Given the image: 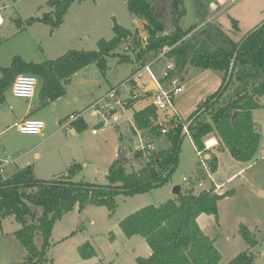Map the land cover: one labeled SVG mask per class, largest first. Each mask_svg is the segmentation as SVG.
I'll return each mask as SVG.
<instances>
[{
	"label": "trees",
	"instance_id": "16d2710c",
	"mask_svg": "<svg viewBox=\"0 0 264 264\" xmlns=\"http://www.w3.org/2000/svg\"><path fill=\"white\" fill-rule=\"evenodd\" d=\"M83 1L47 0L49 11L40 18H29L26 25L41 22L54 31L63 23L71 4ZM193 2L197 23L184 29L181 25L185 14L183 0H126L129 13L143 21L145 39L140 38L136 29L114 23L113 37L99 41L95 51L70 50L42 63H27L16 58L10 67L1 69L0 99L11 89L19 74L35 76L39 98L53 102L65 94L72 76L91 64L103 73L106 59L114 57L119 64L132 61L141 68L144 66V56L150 53L156 56L163 46H174L166 54L173 63V70L168 71L165 78L159 76L164 85L175 77H181L187 66L216 70L223 74L218 88L206 96L187 119L191 121L188 132L197 151L209 154L206 162L214 173L217 170V156L205 149L204 140L215 134L218 138L214 148L216 153L227 150L233 160L249 162L257 152L260 141L252 112L262 107L259 99L264 96V20L236 41L220 26L208 21L206 0ZM198 23H204V28L193 31ZM232 27L237 30L236 21H232ZM122 43L131 48L132 56L125 50H118ZM138 69L131 71L130 76ZM129 83L134 84L133 81ZM142 93L146 98L151 95L147 91ZM131 105L130 101L126 108ZM235 111L240 113L231 123ZM158 117L159 112L153 104L133 111L131 131L134 135L141 132L147 142L142 150H136L133 155L140 168L126 171L130 154L127 155L124 149L121 157L118 155L109 165L105 184L74 181L73 177L80 170V165L76 163L67 168L66 174L51 180L36 178L31 167L19 169L6 179L0 176V224L3 219L12 218L21 225L13 233L26 251L19 264L48 263L46 256L52 228L75 206L78 212L93 205L104 207L112 213L116 208L117 196L149 193L170 181L178 166L182 140L186 135L182 133L181 122L174 120L166 133L162 134L157 124ZM69 126L77 132H83L88 127L81 116L71 121ZM159 138L166 142L164 147L147 149ZM203 177L199 166L197 173L189 176L190 180ZM189 185L180 187L173 198L142 207L119 221L118 226L126 238L138 236L150 249L147 257L135 258L137 264H220L221 255L214 245V239L204 234L197 218L201 214L211 215L218 222V202L233 191L217 193L212 187L210 193L196 194L192 183ZM238 231L249 247L226 264H253L251 248L257 241L247 227L241 226ZM36 236L41 239L40 246L35 242ZM77 250L82 260L96 257L88 241Z\"/></svg>",
	"mask_w": 264,
	"mask_h": 264
},
{
	"label": "rangeland",
	"instance_id": "374dc122",
	"mask_svg": "<svg viewBox=\"0 0 264 264\" xmlns=\"http://www.w3.org/2000/svg\"><path fill=\"white\" fill-rule=\"evenodd\" d=\"M206 1L208 21L220 26L222 31L236 41L264 20V0ZM46 2L47 0H0V73L1 69L10 67L16 58L27 63H42L54 60L70 50L95 51L99 41L113 37L114 23L124 28L136 29L141 39L146 38L143 21L134 19L129 13L126 0L74 2L69 7L63 23L54 31L41 22L26 25L29 18H40L49 11ZM183 5L185 14L181 25L188 29L197 23L194 2L183 0ZM232 21H236L237 30L233 29ZM203 25L204 23H198L193 31H201ZM118 50H125L132 56L131 48L125 43L120 44ZM154 58L153 53L144 56L143 64H149ZM164 65L163 61L155 67L157 77L162 76ZM138 67L139 64L135 62L119 64L116 58L108 57L103 73L94 64L83 68L72 76L71 83L65 88V94L53 102L42 101L35 91L33 99L39 111L36 117L45 123L42 131L44 138L47 133L54 132L29 154L31 156L37 152L41 156L36 163L39 168L37 175L45 179H50L59 171L64 175L67 172H64L65 165L76 163L80 165V170L73 177L74 181L105 184L110 163L116 158V154L121 157L125 147L131 150L130 159L125 166L126 171H136L140 168L133 155L136 150H142L141 146L145 147L147 142L141 132L139 138L130 134V117L134 109L149 103L150 99L136 104L132 109L126 108L131 101L127 99L125 110L117 124L105 120L97 128L94 125L101 121L102 117L93 115L90 108V105L102 99L111 88L119 85L125 84L123 87H127L128 92L124 93L129 95L131 86L137 84L125 81L129 80L131 71ZM181 76L184 90L174 96L173 105L180 120L187 121L190 114L200 105L199 102L218 88L223 74L216 70L187 66ZM122 93L123 90L119 93L120 98ZM140 94L141 89L138 100L142 98ZM2 96L0 118L7 119L8 114H11L10 105H13L14 109L16 106L7 91ZM40 102L41 106L38 105ZM259 103L262 107L252 112L253 121L257 124L260 134L257 152L252 160L244 163L233 160L227 150L219 154L217 170L213 176L222 182L235 176L224 188L227 191L232 188L233 193L218 202V222L211 215L201 214L197 218L204 234L214 239V245L221 255L220 264L228 263L249 247L239 235L241 226L247 227L250 235L257 241L251 248L253 264H264V96L259 99ZM76 111L80 112L88 124V128L83 132H77L69 126L72 121L69 115ZM102 111L106 116L109 115L106 109ZM92 128L97 129L96 134L91 133ZM214 135L211 134L204 140L205 142L214 138L210 151L218 144V138ZM41 139L43 137L20 135L15 128L5 131L0 136V160L10 163L4 166L0 176L10 177L23 163L31 146H35ZM165 145L164 139L159 138L152 144V150ZM139 146L140 149H137ZM198 163L190 137L184 136L178 166L164 186L145 194L117 196L116 208L112 213L104 207L93 205H88L82 212H78L75 206L72 211L57 220L52 228L50 248L46 256L47 264H137L135 258L147 257L150 249L138 236L126 238L118 226L119 221L142 207L157 205L173 198L175 194L172 191L177 185L189 187L190 183H184L182 178H189L191 169L199 165ZM240 170L242 173L237 175ZM20 227L21 225L12 218L1 221L0 264H19L23 261L26 251L13 234ZM86 241L96 252V257L91 260H82L78 255V247ZM35 242L40 246V237L36 236Z\"/></svg>",
	"mask_w": 264,
	"mask_h": 264
},
{
	"label": "built area",
	"instance_id": "2783aa9c",
	"mask_svg": "<svg viewBox=\"0 0 264 264\" xmlns=\"http://www.w3.org/2000/svg\"><path fill=\"white\" fill-rule=\"evenodd\" d=\"M174 46H163L159 53L155 56L149 64H144L140 69H138L132 76L129 77L127 81H135L143 74H146L148 78L155 84V88L151 91V104H153L159 112L157 124L161 127V133L165 134L169 128L171 121L181 122L182 124V133L186 136H189L188 125L191 121H182L180 120L177 111L173 105V98L175 95L179 94L183 90V85L179 82L178 78H173L168 81L166 85L161 83L159 77L155 72V67L161 63L165 62V65L162 70V77H166L168 71L173 70V63L166 57V54L172 50ZM167 63V64H166ZM37 78L28 74H19L15 77L12 86L11 94L14 98L30 100L34 97L35 91L37 88ZM120 87H114L110 89L102 99L96 101L91 109L95 115H100L101 121L99 123L103 124L105 120H110L111 123L117 124L120 121L121 115L123 113L125 101L127 99L133 100L137 96L130 95L127 99L123 100L119 97ZM106 109L109 115L106 116L102 110ZM117 110H120L117 111ZM79 115H71L70 119L74 121ZM45 127L43 120L38 118H27L21 123L16 125V131L21 135H31L37 136L40 135ZM92 134H95L97 131L92 130ZM205 149L208 150L211 148L210 140L204 142ZM142 149L144 146H141ZM140 149V146L137 148ZM147 149L152 150L153 146L149 144ZM117 156V155H116ZM199 156V168L202 170L204 177L203 178H193V180H188L189 178L183 177L182 181L192 183L195 193L200 192L210 193L212 187L217 193L223 192L224 184H219L213 179V173L210 171L206 160L209 157H206V154L198 151ZM10 163V161H4L0 165V174L3 171L5 165Z\"/></svg>",
	"mask_w": 264,
	"mask_h": 264
},
{
	"label": "crops",
	"instance_id": "0c3cea01",
	"mask_svg": "<svg viewBox=\"0 0 264 264\" xmlns=\"http://www.w3.org/2000/svg\"><path fill=\"white\" fill-rule=\"evenodd\" d=\"M135 19V18H134ZM135 21V20H134ZM133 21V22H134ZM128 80V79H127ZM127 80L125 81V82H127ZM178 80H179V82L183 85V90H184V83H183V77L181 76L180 78H178ZM136 82V84H137V86L134 84L133 86H131V88H130V90H131V95H136L137 97L135 98V100L133 99V100H131V103H132V105L129 107V108H127V109H132L136 104H138V103H141L142 101H144V100H149L150 99V97H144L143 96V93L142 94H140V95H142L141 97L142 98H139V100L137 99L139 96H138V93L140 92V89H141V91H146V88H147V86L150 84V82H151V80L148 78V76L146 75V74H143V75H141L140 77H139V79H137V80H135ZM134 82V81H133ZM123 85L125 86V84H122V85H119V86H117V87H120V90H119V93H120V91L121 90H123V93L121 94L122 95V97L124 98V97H129L130 96V94L129 95H125V93H124V91L125 92H128L127 91V87H123ZM138 87V88H137ZM182 90V91H183ZM36 91H37V89H36ZM152 91V90H151ZM151 91H149V92H151ZM8 93H9V95H11L12 96V94H11V91L10 90H8L7 91ZM130 92V91H129ZM36 93V92H35ZM38 94V93H37ZM151 96V95H150ZM3 97V96H2ZM121 97V98H122ZM12 98L14 99V105L16 106V109H14V107H13V105H10V113L11 114H8V118L6 119L5 117L3 118V119H1L0 118V136L1 135H3V133L5 132V131H7V130H10L11 128H15V131H16V125L17 124H19V123H21L23 120H25V119H27V118H38V119H41V118H39V117H36L37 115H38V113H39V111H37V103L34 101V99L32 98V99H30V100H25V99H18V98H14L13 96H12ZM122 98V99H123ZM126 98V99H127ZM136 99H137V101H136ZM47 102H49V101H47ZM95 103V102H94ZM93 103V104H94ZM92 104V105H93ZM149 104H151V99H150V102L149 103H145L144 105H140L137 109H134V110H139V109H142V108H144V107H146L147 105H149ZM39 106H41V102H40V104H38ZM92 105H90V108H91V106ZM18 108V109H17ZM124 110L125 109H123V112H124ZM133 110V111H134ZM79 111H76V112H73V113H71L69 116H71V115H75V114H80V112L78 113ZM133 113V112H132ZM92 114L93 115H95V113L92 111ZM81 118L83 119V116L81 115ZM130 119H131V121H130V125H129V131H130V134L133 136V137H136V138H139V133H137V135H134L133 133H132V131H131V128L133 127V122H132V114H131V117H130ZM42 120V119H41ZM83 121L85 122V120L83 119ZM71 123V122H70ZM69 123V124H70ZM86 123V122H85ZM87 124V123H86ZM87 126H88V124H87ZM98 126H101V123H97V124H95L94 125V127H98ZM88 128V127H87ZM96 128H92L91 129V131L92 130H96L97 131V129ZM58 131V130H57ZM17 132V131H16ZM18 133V132H17ZM54 133V132H53ZM53 133H47L46 135H47V137L46 138H49ZM92 133V132H91ZM19 134V133H18ZM96 134V133H95ZM21 135V134H20ZM24 136H31V135H24ZM41 137H43V139H41V141H39V142H37L36 143V145L34 146H31V148L27 151V153L25 154V158L23 159V163L20 165V166H18V168L14 171V173L17 171V170H19V169H24V168H26V167H31L32 168V171H33V174H34V176L36 177V178H38V179H42V180H51V179H53V178H55V177H59V176H62L63 174V172H61V171H59L61 174H59V172H57L56 174H53V177H51L50 179H45V178H42V177H40V175H37L38 174V170H39V168L37 167V165H36V163L41 159V156H40V154L39 153H35L34 155H31V156H29V154L31 153V152H33L34 151V149L37 147V146H39L40 144H41V142L42 141H44L46 138H44V133H42V134H40V135H37V138H41ZM120 137H121V135H120ZM188 137H190V136H188ZM191 139V138H190ZM213 137H212V139H209L210 140V144H212L213 143ZM192 141V140H191ZM192 146H193V150H194V152H195V155L198 157V161H199V156H198V151H197V149H196V147L194 146V144H193V141H192ZM125 150H126V154L128 155L130 152H131V150L130 149H127L126 147L124 148ZM209 150V149H208ZM211 152H213V153H215L214 152V149H212V151ZM221 153V152H220ZM220 153H215L216 154V156H217V160L219 159V154ZM117 155V154H116ZM115 155V156H116ZM118 156V155H117ZM116 156V157H117ZM206 157H209V154H206ZM115 160V159H114ZM113 162V161H112ZM111 162V163H112ZM110 163V164H111ZM2 164V161L0 160V165ZM199 164V163H198ZM70 165H72V163H70L69 165H65V169H64V172L67 170V168L70 166ZM198 166L199 165H197V166H195L193 169H191V174H190V176H192V175H194V174H196L197 173V170H198ZM56 172V171H55ZM14 173H11L12 175L14 174ZM242 173V170H240L238 173H237V175H239V174H241ZM213 175H214V173H213ZM212 175V176H213ZM9 178V177H8ZM3 179H6V178H3ZM213 179L217 182V183H219V184H224V188H226L227 186V184H229L230 182H232L234 179H235V176H231V177H229V178H227L226 179V181H224V182H222V180H217V178L215 177V176H213ZM232 188H228V190H231ZM223 191H227V190H225V189H223ZM150 254V253H149ZM148 254V255H149ZM91 260V259H90Z\"/></svg>",
	"mask_w": 264,
	"mask_h": 264
},
{
	"label": "water",
	"instance_id": "95a60500",
	"mask_svg": "<svg viewBox=\"0 0 264 264\" xmlns=\"http://www.w3.org/2000/svg\"><path fill=\"white\" fill-rule=\"evenodd\" d=\"M155 88V84L153 83V82H150V84L147 86V88H146V91L147 92H149V91H151V90H153ZM201 102H199V104H200ZM239 111H235V112H233V114H232V117H231V123H233L234 122V120L238 117V115H239ZM180 191V186L179 185H177V186H175L174 188H173V191H172V193L173 194H178V192ZM254 257V256H253Z\"/></svg>",
	"mask_w": 264,
	"mask_h": 264
},
{
	"label": "bare ground",
	"instance_id": "6f19581e",
	"mask_svg": "<svg viewBox=\"0 0 264 264\" xmlns=\"http://www.w3.org/2000/svg\"><path fill=\"white\" fill-rule=\"evenodd\" d=\"M211 143V142H210Z\"/></svg>",
	"mask_w": 264,
	"mask_h": 264
}]
</instances>
